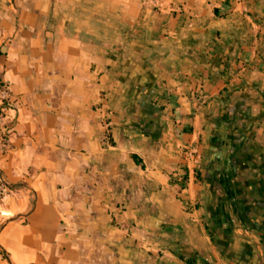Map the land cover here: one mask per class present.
<instances>
[{
	"label": "crops",
	"instance_id": "0c3cea01",
	"mask_svg": "<svg viewBox=\"0 0 264 264\" xmlns=\"http://www.w3.org/2000/svg\"><path fill=\"white\" fill-rule=\"evenodd\" d=\"M0 84V264H264V0H0Z\"/></svg>",
	"mask_w": 264,
	"mask_h": 264
},
{
	"label": "built area",
	"instance_id": "2783aa9c",
	"mask_svg": "<svg viewBox=\"0 0 264 264\" xmlns=\"http://www.w3.org/2000/svg\"><path fill=\"white\" fill-rule=\"evenodd\" d=\"M6 99V91L5 87L0 85V144L3 146L7 142V134H8V125L6 124L4 117H3V101ZM5 190L4 182L0 179V199L3 198V191Z\"/></svg>",
	"mask_w": 264,
	"mask_h": 264
},
{
	"label": "rangeland",
	"instance_id": "374dc122",
	"mask_svg": "<svg viewBox=\"0 0 264 264\" xmlns=\"http://www.w3.org/2000/svg\"><path fill=\"white\" fill-rule=\"evenodd\" d=\"M1 201H2V200L0 199V203H1ZM0 214H1V210H0Z\"/></svg>",
	"mask_w": 264,
	"mask_h": 264
},
{
	"label": "trees",
	"instance_id": "16d2710c",
	"mask_svg": "<svg viewBox=\"0 0 264 264\" xmlns=\"http://www.w3.org/2000/svg\"><path fill=\"white\" fill-rule=\"evenodd\" d=\"M1 85V84H0ZM3 104H4V101H3Z\"/></svg>",
	"mask_w": 264,
	"mask_h": 264
}]
</instances>
